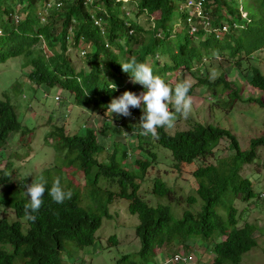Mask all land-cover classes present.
<instances>
[{
    "label": "trees",
    "instance_id": "obj_1",
    "mask_svg": "<svg viewBox=\"0 0 264 264\" xmlns=\"http://www.w3.org/2000/svg\"><path fill=\"white\" fill-rule=\"evenodd\" d=\"M194 10L195 7L188 6V0H0V65L11 59H23L25 75L34 89L67 91L76 106L89 107L106 119L99 130L87 125L82 135H68L65 126L53 127L49 135L55 149L59 146L67 151L68 165L79 170L85 179L84 186H91L93 206L81 204L84 192L62 183L66 190L72 191V198L62 204L54 202L48 194L53 182H48L43 204L33 213L36 219L32 221L24 212L29 198L21 192L31 184V177L25 176L16 184L10 182L1 191L0 206L4 210L10 208L15 218L0 214V264H63L64 241L71 240L79 248L91 246L102 217L112 216L108 204L116 197L129 199L130 212L139 218L135 232L141 244L140 262L130 264H158L155 260L158 254L165 259L179 253L175 249L181 246L190 255L202 245L210 255L206 264H242L243 256L258 246L255 226L248 222L239 226L240 211L235 201L251 203L257 196H264L257 194L253 182L241 174L243 165L252 163L258 149L264 147V135L251 140L249 151L241 150L230 130L212 123L196 122L175 135L161 127L157 129V138H153L142 135L139 125L111 117L107 111L111 100L124 91L137 94L145 91L131 82L130 74L122 71L120 63L132 58L147 62L154 74L173 87L182 81L177 78L190 73L196 80L190 96L204 87L212 91L215 99L219 96V101L227 93V103L233 105L236 99L241 100V88L229 72H223L215 80L202 73L206 59L219 60L245 73L249 86L260 92L259 97L245 101L264 107V72L256 66L264 52V0H203L202 19L195 15L190 22ZM142 14L148 16V26L137 20ZM193 26L197 27L195 31ZM69 49L79 52L81 68L67 54ZM174 78L176 83L172 82ZM130 111L132 114L127 118L143 114L141 108ZM107 119L123 125L121 129L125 132L121 134L137 133L136 147L143 156L137 160L138 172L123 166L129 155L116 145L108 153V160L99 159L106 147L98 142L97 136H108ZM23 129L13 104L8 98L0 99V152L5 150L8 138ZM149 139L172 153L179 172L183 166L212 157L222 140L229 141L232 154L216 164L203 162L192 173L198 185L196 193L202 200L198 211L185 210L175 218L169 205H152L142 195V183L157 159L146 142ZM119 156L123 160H118ZM12 165L9 156L5 167H0V185H6L14 174L6 170ZM100 180L108 183L106 188L99 186ZM114 186L117 190L111 189ZM153 193L158 199L165 196L172 199L174 194L160 178L155 180ZM187 202L194 204L197 197L189 195ZM108 243L117 246L118 240L110 237ZM129 257L123 256L118 264L129 263Z\"/></svg>",
    "mask_w": 264,
    "mask_h": 264
},
{
    "label": "rangeland",
    "instance_id": "obj_2",
    "mask_svg": "<svg viewBox=\"0 0 264 264\" xmlns=\"http://www.w3.org/2000/svg\"><path fill=\"white\" fill-rule=\"evenodd\" d=\"M132 8H134V5H132ZM243 14L247 15V11L244 10ZM157 15L158 13L154 14V19L157 18ZM137 20L146 26L150 24L146 14H142ZM67 54L76 64V67L79 68L83 65L76 49H69ZM23 65L24 60L20 58L11 59L0 65V99H9L24 126L22 133L12 134L8 138L5 150L0 152V167H5L6 158L10 156L13 165L7 167L6 170L8 169V173L14 171V174L9 176V182H6V185H0V194L1 191H5L10 182L16 184L25 176L37 180L43 175L48 182H53L59 177L65 187L84 192V199H82L81 204L86 207L93 206V201L90 199L92 198L90 196L91 186H84L85 179L82 178L79 170L68 165L67 151L62 150L59 146L55 149L54 140L49 139V135L53 127L55 129V126H65L68 135H82L87 125L95 126V130H99L106 119L98 113L96 114L89 107L76 106L67 91L44 87L34 89L35 86L25 75L26 69L23 68ZM227 66L228 64L219 60L206 59L202 73L204 72L203 74H207L210 78L213 69L219 72V76L228 71L230 78L234 79L241 88V100L236 99L237 101L230 105L227 103L229 97L227 93H223L220 97L221 101H219L217 100L219 96L215 99L210 89L200 87L191 96L193 98V110L190 116L185 119L177 114L174 126L171 128L166 127L168 133L175 135L177 132L188 130L196 122L212 123L225 127V129L235 134L242 151H249L251 140L264 135V107L258 103L245 101L248 98L259 97L260 92L249 86L245 80V73ZM256 66L264 72V52L262 57L256 61ZM185 78L190 80L192 85H196V80L190 73L184 74L177 80L180 81ZM172 82L176 83V78ZM110 116L118 117L119 120H126L125 123L137 125L140 121L139 115L127 118L110 112ZM106 125L108 126L106 133L108 136H101L100 134L97 136L98 142L106 147L100 154L99 159L101 161L108 160L107 156L110 155L108 153H112L116 145L120 151L128 152V159L122 162L123 166L128 167L134 173L138 172L137 160L143 156L139 155V148L136 147L139 143L137 138L135 139L137 133L121 134V131H124L121 129L123 125L110 119H107ZM146 142L150 144L151 150L156 153L157 159L142 183L141 193L150 200L152 205L158 203L169 205L175 218L181 216L185 210L198 211L201 207L202 200L196 193L197 181L192 175L198 166L202 165L203 162L216 164L220 159H225L233 153L229 149V141L222 140L212 157L203 159L202 162L198 160L194 165L183 166L182 172H179L174 167L175 162L169 150L160 146L157 147L154 140L149 139ZM118 160L123 159L119 156ZM241 174L253 182L257 194H264V147L258 149L257 157L252 163L243 165ZM156 178L162 179L170 186L174 192L172 199L169 196L162 199L155 196L153 187ZM107 185L106 181H99L100 187L106 188ZM116 187L118 189L117 185ZM116 187L114 186L111 189L117 190ZM21 192H23V196L26 195V189L21 190ZM73 192L77 193L76 191ZM101 194H105V192ZM17 195L22 196L21 193ZM189 195L196 196L197 202L189 204L187 202ZM104 200L105 198H103ZM129 203L130 200L127 198L116 197L108 204V210L112 216L110 218L102 217L101 227L95 232V240L91 246L79 248L75 242L65 240L62 252L63 264H118L119 260L126 255L130 256V261L122 264H130L131 261L139 263L141 244L135 232L139 218L138 215L130 212ZM235 206L240 211L239 226L243 227L247 222L255 226L258 242L257 247L243 256L242 264H264V196H261V198L257 196L251 203L237 199ZM223 211L226 213L225 208H223ZM0 214L6 215L10 219L15 218L13 211L7 207L4 210L0 206ZM26 230L27 226L24 231ZM110 237L118 240L117 246L108 243ZM204 246L195 248L194 253H192L194 256L191 254L200 264H206L205 261L210 256L205 253ZM175 251L183 253L184 249L178 246ZM155 260L158 264H161L164 259L158 254Z\"/></svg>",
    "mask_w": 264,
    "mask_h": 264
},
{
    "label": "clouds",
    "instance_id": "obj_3",
    "mask_svg": "<svg viewBox=\"0 0 264 264\" xmlns=\"http://www.w3.org/2000/svg\"><path fill=\"white\" fill-rule=\"evenodd\" d=\"M122 71L130 74L133 84L141 85L145 91L137 94L132 91H124L120 96L115 97L107 105V111L117 116H131V108H141L142 115L138 123L142 135H151L157 138V129L161 127L171 128L177 119V114L187 119L193 110V98L189 95L192 88L190 80L185 78L173 87L160 75L154 74L153 68L147 62H137L132 58L121 64ZM219 72L211 70L210 79H216ZM116 86L113 84L112 89ZM171 106V107H170ZM48 180L41 175L37 180L26 186V195L29 203L25 204V217L35 221L36 213L43 204V197L46 192ZM48 194L52 200L62 204L65 200L72 198V191L65 189L61 180L57 177L51 186Z\"/></svg>",
    "mask_w": 264,
    "mask_h": 264
},
{
    "label": "built area",
    "instance_id": "obj_4",
    "mask_svg": "<svg viewBox=\"0 0 264 264\" xmlns=\"http://www.w3.org/2000/svg\"><path fill=\"white\" fill-rule=\"evenodd\" d=\"M93 0H88V2H92ZM203 0L195 1V0H188V6L195 7V10L190 13L189 21L191 22L194 16H199L202 19L201 16V2ZM59 5L62 4V2L58 3ZM52 3L49 4L51 6ZM245 16V15H244ZM196 26L192 27V31L196 30ZM161 264H197L194 262L193 256L187 255L185 252L183 253H177L174 255H171L168 258H165Z\"/></svg>",
    "mask_w": 264,
    "mask_h": 264
}]
</instances>
